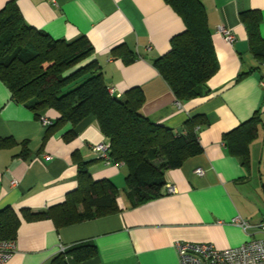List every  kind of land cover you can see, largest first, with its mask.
<instances>
[{
  "label": "crops",
  "instance_id": "obj_1",
  "mask_svg": "<svg viewBox=\"0 0 264 264\" xmlns=\"http://www.w3.org/2000/svg\"><path fill=\"white\" fill-rule=\"evenodd\" d=\"M10 0H0V9ZM24 21L54 39L73 40L85 35L94 47L95 59L106 86L121 96L139 87L144 101L140 112L155 123L181 132L194 115H203L200 154L179 167L166 170L163 194L129 207L123 163H104L91 146L106 142L94 117L75 128L51 127L57 113L48 109L44 126L40 116L11 98L0 81V211L12 209L20 218L15 237L16 252L4 264H51L60 246L88 242L97 254L67 264H179L176 240L234 247L252 235L264 220V155L257 152L260 128L264 131V62L249 49L247 31L239 13L259 10L260 34L264 38V0H200L207 15L217 72L208 80L209 93L189 101L176 99L153 62L170 49V39L185 28L182 18L164 0H14ZM223 25L234 40L228 43L218 32ZM123 45L134 55L125 63L112 50ZM258 112L257 136L249 143V164L229 151L224 134ZM89 161L94 180L110 179L119 190L120 210L66 226L50 218L25 219L65 200L78 186L72 154ZM257 152V153H256ZM258 156V158H256ZM256 167L254 168V163ZM201 168V175L195 172ZM173 185L168 193L166 185ZM240 216L252 227L245 231L231 220Z\"/></svg>",
  "mask_w": 264,
  "mask_h": 264
},
{
  "label": "trees",
  "instance_id": "obj_2",
  "mask_svg": "<svg viewBox=\"0 0 264 264\" xmlns=\"http://www.w3.org/2000/svg\"><path fill=\"white\" fill-rule=\"evenodd\" d=\"M183 20L184 30L170 39V49L153 64L176 99L189 101L209 93L208 80L219 64L212 44L207 15L200 0H164ZM245 25L249 49L264 62V38L260 34L262 16L259 10L239 13ZM94 47L85 35L73 40L54 39L47 32L28 25L14 0L0 9V81L11 98L37 116L48 109L57 113L51 127L69 123L63 135L73 137L74 128L92 116L106 139L111 162L127 168L125 198L136 207L163 194L166 170L179 167L187 158L200 154L198 133L208 124L203 115H194L184 123L181 132L155 123L140 112L144 96L139 87L130 88L121 97L110 95L102 70L95 59H89ZM125 63L134 55L123 45L112 50ZM258 112L224 134L229 151L249 164V143L257 136ZM96 157V156H95ZM77 167L78 186L65 200L46 210L22 215L25 219L50 218L56 226L106 216L120 210L119 190L107 178L94 180L88 171L89 161L78 152L72 154ZM20 223L10 208L0 211V238L13 239ZM97 254L92 243L81 242L57 253L51 264H67L70 256L76 262Z\"/></svg>",
  "mask_w": 264,
  "mask_h": 264
},
{
  "label": "built area",
  "instance_id": "obj_3",
  "mask_svg": "<svg viewBox=\"0 0 264 264\" xmlns=\"http://www.w3.org/2000/svg\"><path fill=\"white\" fill-rule=\"evenodd\" d=\"M217 30L226 42L231 43L234 40L232 31L225 26L219 25ZM107 90L110 95L121 97L120 93H115L112 86H107ZM40 121L44 126L51 123L44 115H40ZM91 149L97 159L106 164L111 162L108 145L105 142L93 144ZM195 172L201 175L203 170L196 168ZM166 191L171 193L175 191V188L173 185L167 184ZM231 222L241 226L245 231H249L252 227L240 216L234 217ZM255 227L254 230L261 234L260 237H253L234 247L217 248L212 243L176 240L174 247L178 254L179 264H264V221ZM64 249L63 246H60L58 253L63 252ZM15 252L16 242L14 239L0 238V264H4Z\"/></svg>",
  "mask_w": 264,
  "mask_h": 264
},
{
  "label": "rangeland",
  "instance_id": "obj_4",
  "mask_svg": "<svg viewBox=\"0 0 264 264\" xmlns=\"http://www.w3.org/2000/svg\"><path fill=\"white\" fill-rule=\"evenodd\" d=\"M259 143H258V145L255 147V148H257L256 150H257V152L258 151H260L261 150V153H262V155H264V131H262V129L260 128V136H259V141H258ZM256 152V153H257ZM256 158H258V156H256ZM257 165H256V162L254 163V168L256 167ZM262 221H264V220H262ZM261 222V221H260ZM259 222V223H260ZM258 223V224H259ZM258 224H256V225H258ZM255 225V226H256ZM255 229H256V227H255ZM255 231V230H254ZM261 236V234L259 233V232H257L256 234H253L252 235V237H260Z\"/></svg>",
  "mask_w": 264,
  "mask_h": 264
}]
</instances>
